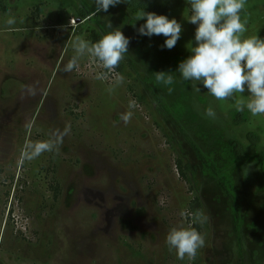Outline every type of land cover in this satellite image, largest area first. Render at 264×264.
I'll use <instances>...</instances> for the list:
<instances>
[{
  "label": "rangeland",
  "instance_id": "1",
  "mask_svg": "<svg viewBox=\"0 0 264 264\" xmlns=\"http://www.w3.org/2000/svg\"><path fill=\"white\" fill-rule=\"evenodd\" d=\"M155 1L150 12L183 28L170 50L164 36L137 32L146 21L135 16L149 0L98 13L95 0H0V264H264V114L236 110L247 90L221 101L181 78L197 26L187 21V0ZM241 17L245 38H264V0H246ZM109 23L130 39L123 83L115 73L97 80L105 70L87 55L63 72L73 42H93V33L113 30ZM159 71L174 83L158 84ZM209 106L215 119L204 114ZM66 127L52 151L25 155ZM190 142L232 180L239 221ZM196 196L205 245L180 260L165 238L173 227L195 228L188 211Z\"/></svg>",
  "mask_w": 264,
  "mask_h": 264
},
{
  "label": "clouds",
  "instance_id": "2",
  "mask_svg": "<svg viewBox=\"0 0 264 264\" xmlns=\"http://www.w3.org/2000/svg\"><path fill=\"white\" fill-rule=\"evenodd\" d=\"M120 3L128 0H95L96 12L108 11ZM190 6V15L187 21L196 25L195 46L188 47L191 55L181 61L177 72L185 81L202 83L208 93L217 100H233L236 94L249 93L246 99H236L235 106L238 112L245 108L253 115L264 114V38L258 35L244 37L247 20L242 19L241 13L245 8L246 0H187ZM146 22L137 29L140 35L151 37L164 36L162 48L172 49L177 44L183 31L181 23L175 18L169 19L166 15L139 10L135 21ZM16 23L15 16H9L6 24ZM135 27V23L132 24ZM105 33L98 41L90 42L77 38L73 42L74 55L64 65L63 72H72L79 67V61L89 56L97 61L105 71L96 74L97 80H106L109 74L115 73V84L123 83L124 77L116 73L120 62L128 54L130 39L119 28ZM156 82L172 85V72H154ZM30 95H36L33 85L22 86ZM113 89H109L111 92ZM200 92L198 87L195 88ZM172 89L169 88V92ZM206 117L215 119L216 112L212 106L205 109ZM132 113L121 114L124 123H128ZM69 129L54 134L47 141H38L26 146L25 155L33 159L46 151H52L62 143L63 135ZM162 202V201H161ZM184 215V214H182ZM207 217L202 213L195 214V222L203 223ZM165 243L170 250H175L177 258L189 260L196 258L199 249L204 247L203 235L194 227H173L166 235Z\"/></svg>",
  "mask_w": 264,
  "mask_h": 264
},
{
  "label": "trees",
  "instance_id": "3",
  "mask_svg": "<svg viewBox=\"0 0 264 264\" xmlns=\"http://www.w3.org/2000/svg\"><path fill=\"white\" fill-rule=\"evenodd\" d=\"M149 2L145 3L146 8H147V6L150 7L149 9H146L147 12H150V10L152 11L153 9H156V8L159 7L155 0H149ZM91 37H92L93 42H96V41H98L101 38V36L99 34H96V33H93ZM122 69H123V61L120 62V65L116 69V72L119 73L120 71H122ZM233 141L234 140H232V142ZM235 143H236V145L240 144L238 141H236ZM190 144L193 145L198 158L204 163L205 169L210 171L212 173V175L214 177H216V179L218 180L219 185L221 186V189L223 187V190L225 191L226 195L229 197V199H230V201L232 203V206L235 208V214H236V217H237V221H239V213H238L239 212V206H237V204H236V195H235L234 190H233L232 180H230V178L228 177L227 173L223 169H219L210 158L206 157L203 154V152L196 145L192 144L191 142H190ZM231 151H232L233 155L236 154V153L238 154V151L235 150V149L231 150ZM257 157L258 156L256 155L255 156L256 160H257ZM178 167H179V169L181 171V174H183V176L185 177L186 176L185 169H184L183 162H181V160L178 161ZM260 172L263 173V170L260 171ZM201 211H202V203H201L200 198L198 196H196L190 203V208H189L188 213H189V215L191 217V215H195L197 212L201 213ZM194 225H195L196 230L200 232L201 231V226L198 223H196V222L194 223ZM194 264H198V263L194 262ZM240 264H243V259L242 258L240 260Z\"/></svg>",
  "mask_w": 264,
  "mask_h": 264
}]
</instances>
